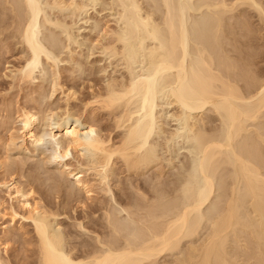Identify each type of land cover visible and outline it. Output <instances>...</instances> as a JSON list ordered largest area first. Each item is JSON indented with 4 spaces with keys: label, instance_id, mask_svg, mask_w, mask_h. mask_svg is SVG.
Returning a JSON list of instances; mask_svg holds the SVG:
<instances>
[{
    "label": "bare ground",
    "instance_id": "bare-ground-1",
    "mask_svg": "<svg viewBox=\"0 0 264 264\" xmlns=\"http://www.w3.org/2000/svg\"><path fill=\"white\" fill-rule=\"evenodd\" d=\"M52 1L54 8L63 5L58 0ZM120 1L117 2L123 8V20L130 38L129 42L125 41L128 43H123L124 49L121 48L126 56L125 60L128 59L126 64L130 60L136 62L142 47L140 45L139 48L138 45L143 44L144 39L160 43V46L157 44L159 47L154 44L155 47L149 46L152 48L145 53L149 63V68L144 73L146 76L140 78L141 72L138 76L140 79H137L136 74L134 77L130 73L132 79L129 83L116 86L117 89L109 83L113 89L108 86L107 89L110 90L95 94L94 102L99 104L100 109L109 110L112 113L110 115H114L113 123L116 128L124 129L120 141L116 143L110 136L104 137L92 122L81 121V117H75L74 111L68 107L64 112L65 118H57L62 121L53 122L56 125L50 120L49 129H44L45 131L35 129L37 121H44L45 113H42L43 116L40 113L39 116L33 111L35 108L32 110L23 107L20 111V134H9L10 141L14 145L16 138L22 139L24 144L27 141L31 146H37L48 138L54 141L55 149L47 158L58 160L62 166L59 175L63 174V177L57 176L60 179H55L56 184L53 185L56 193H60L62 186H65L62 184L64 176L73 175V187H64L66 191H70H65L70 202L73 196L77 197L75 195L79 191L91 195L93 190L90 180L86 178L87 170L95 175L99 184L105 186L103 189L101 187L102 191L111 193L108 186L119 159L125 165L124 170L131 175L139 174L150 164L152 166L155 154L153 150L146 148V144L157 125L155 107L160 96L158 94L166 89L167 96L177 104L176 118L182 120L184 129L192 134L189 139L192 138V143L201 155L194 173L189 175L191 180L198 176L200 181L197 180L196 185V180L189 181L182 190L183 199L176 194V197L173 196L166 203L159 198L153 197V200L138 185L129 187L134 189V197L128 201L131 195L124 188L121 196H126L127 199L122 200L118 206H112L111 200L98 209L94 207L97 212L90 211V221L87 219L90 216H83L90 223L92 221L93 226L90 227L95 228L89 229L95 233L94 237L91 235V241L80 239L82 237L77 228L88 230L83 220L76 225V230H66L59 219L61 215L58 211L62 210L56 209L57 206L52 202L43 204L42 199H36L32 187L25 189L15 177L11 183L8 180L0 181V190L5 187L10 199L7 207H4L3 198L0 199V221L6 219L2 223L0 235V264H264V136L258 131L257 135H252L246 125L248 121L264 115V70L260 65L264 61V46L258 43L253 24L244 14V17L241 15L242 18L237 16L240 18L233 23L228 24L226 21L228 13L246 4L257 10L264 25L262 1L204 0V6L217 10L215 16L209 17L213 24L208 21L209 25L206 22L202 26L198 25L199 28L192 29L189 26L192 17L189 13L190 10L194 11L193 0H162L164 5L162 2L161 4L167 14L165 26H162L164 30L159 28V23V26L154 23L153 11L142 12V4L138 0H122V4ZM12 2L18 6L17 11L19 4L23 3L29 12L26 11L28 18L25 21V17H22L25 22L20 25L21 34L30 49V56L21 70V77L25 79L31 77L45 52L37 36L42 5L39 0H24L21 3L15 0L16 4L14 1L10 3ZM74 3L72 2L73 5ZM23 6L20 8H24ZM76 6L77 9L80 8ZM75 9L73 11L77 10ZM116 43L119 44L118 41ZM116 46L107 44L104 48L109 49L110 53H117ZM143 47L141 49L144 50ZM46 56L53 60L49 53ZM132 64L133 62L131 67ZM70 91L73 92H68L69 97L65 96L76 98L78 92ZM207 106L222 117L223 129L221 128L220 134L206 130L203 126L204 117L196 114ZM54 113L51 117L60 112ZM73 151L77 158L84 160L81 162L78 159L80 162L77 163V171L69 170L71 163L68 160L70 156H75ZM2 159L0 168H7ZM119 182L117 188L122 191ZM212 195L214 199L205 209ZM111 199L114 200L113 197ZM67 205L64 204L62 208L66 210ZM100 210L102 213L96 218L97 215L93 214H98ZM25 226H31V232L24 231ZM203 230L205 232L201 236ZM10 241L29 244L32 247L26 250L31 255L16 258L10 252ZM2 245L4 248H1ZM167 255H171L173 259L162 260Z\"/></svg>",
    "mask_w": 264,
    "mask_h": 264
},
{
    "label": "rangeland",
    "instance_id": "rangeland-1",
    "mask_svg": "<svg viewBox=\"0 0 264 264\" xmlns=\"http://www.w3.org/2000/svg\"><path fill=\"white\" fill-rule=\"evenodd\" d=\"M11 1H14L15 4L16 2H18H15V0H0V159L3 158L2 160L5 162V166H7V168H0V181L3 182L4 180V182H7L8 180V183H11V180H13V178L15 177L21 185L23 184V187H26L25 189H30L32 187L35 191L34 196L36 197V199H42V203L44 202L43 204L52 202L55 207L57 206L56 209L62 210L58 211L61 215L59 219L60 221H62V224L66 228V230H76V225L79 223V221L83 220L85 228L88 230L77 228V230L80 232H78L80 234V237H82L80 239L83 240L90 239V237H94L95 235V233L89 231V229H95L90 227L93 224L92 221L91 223L89 222V219L92 217L90 216L92 215V212L90 211L95 212L96 210H94V207L98 209L99 206H101L105 202H110L111 200L116 202V204H114V202L111 201V204H113L112 206L122 203V200L127 199L126 196H121L123 195L124 191L131 195L128 201L132 200L134 197V189L132 188V190L131 188H129L131 186L138 185L145 192L147 191L150 198H159L160 201L165 203L167 201L169 202V199H173V196L176 194L177 197L183 199V196L181 194H183L182 190L185 188L184 186L187 185L186 183H189V181L194 182L196 180L194 182V184L196 185L200 181L197 173L195 174L197 176V179L195 178V180L194 178H192L191 180V177H189V175L194 173V168L199 163L201 155L192 143V138L189 139L192 134H190V132L188 133V130L186 128L184 129L183 121L176 118L175 113L177 110V104L172 102V99L167 96V91H165L166 89L163 90V93L165 95L162 92L158 94L161 97L158 96V99H160H157L155 107V114L157 113V116L155 115L157 119V125L146 144V148L153 150L155 154L154 156L152 155V166H150V164L149 167L143 169L139 174L131 175L127 172V170H124L125 165H123L121 159H119V161L117 160L118 162L115 172L112 176L113 178H111V183H109L110 185L108 186L112 190L111 193H105L106 191H102L105 186L103 185V187L98 183L99 181H97V178L92 174L91 171L85 170L86 178L90 180V185L93 191L91 195H88L84 191L78 192V190H76V192H78V195L76 194L75 196L77 197L75 198L74 196L72 199L70 198V202V200L68 199L69 197L67 198V194L70 192L68 188L73 187L75 183L73 175L67 177L68 175L64 174L67 178L64 176V182L62 184L65 185L64 187H68L66 188L68 189V191H66L62 186L61 192L56 193L57 190L54 186L56 184L55 179L57 180L60 179L59 177H63V174H60L61 176L59 175V172L61 173L62 166L59 165L58 160H55L53 158L48 160L47 158V156H49L50 154L52 155V151H54L55 149V145L53 144L54 141H52L51 138H48L45 139L43 143L37 146H31L29 142L26 141L24 144L22 139L18 140L16 138V140L14 141L15 144L13 145V143H11V135L16 133L18 135L20 134V111L21 109H23V107L28 109L32 108V110L35 108L33 111L37 112L39 116H43L42 113H45V119L43 118L44 121L42 119V121H37V125L35 124V129L37 128L41 131L44 129L48 130V122H50V120L52 124H54L53 122H61L62 120L58 119L59 117L65 118L66 114L64 112L68 107L70 110H72V112L74 111L73 114L75 113V117H81L79 119L81 121L84 120V122H92L93 124H90L96 127V129H98L104 137H111V139H113L112 141L115 140L114 142L117 143L118 141H120L119 139H121L120 136L123 137L124 134L122 133H124V129L116 128L115 124L113 123L114 115H110L112 113L109 110L107 111L105 109H100L99 104L97 102H94L95 94H98V91L99 93L106 92V89L108 86H110V84L115 88L119 85L122 86L125 82V84L129 83V80L132 79L131 74H133L132 76L134 77L137 75V79H140L142 76H146V74L144 73L148 70L147 68H149L146 54L148 53V50L154 45L157 47L160 46V43H158L159 41H148L147 38V40L144 39L145 42L143 44L145 45V47H143L142 43H140L138 46L140 48V45H142L144 50L146 48L147 52L141 49V47L138 56L139 58H136V62H134L135 60H130L131 63L133 62L131 67L130 61L128 62V64H126L128 59L125 60L126 56L124 53H122L124 49V46H122L124 45L123 43H128L130 41V38L128 35L125 20H123V8L121 7L120 3L117 2L118 0H116V2L114 0L113 2L112 0H58L63 3L61 7L59 6L61 10H59V7L57 8V6L55 8L53 7L52 0H39L42 5V11L39 17V24L37 27L39 33L37 32V36L39 42L41 41L45 52L42 53L40 62L34 69L31 77L29 76L24 79L21 77V70L28 60L27 57L30 56V49L26 45V42L24 41V38L21 34L20 25L23 24L21 22H23L26 17L28 18L26 14L28 10H26V6L24 7L23 3H21L24 0H19V3L21 4H19L18 11L16 8L18 6H15L13 2L10 3ZM159 1L160 0H157V2L156 0H138V2L142 4V12L148 10V12L152 13L153 11L152 16L154 17L153 20H155L154 23L156 25H158L159 23L160 26H158L162 29V26H165L164 23L167 14L165 11L166 9H164L165 7L163 6L164 4L162 0L160 2ZM258 1H262L264 5V0ZM72 2H75L74 5L72 4ZM120 2L122 4V0ZM161 2L163 5L161 4ZM193 2L196 5H193L194 11L190 10L189 15H191L193 18H190L189 26H192V29H194L195 27L199 28L206 22L207 25H209L208 21L210 22V24H213L212 21L209 20V17L211 18V16H215L216 14L214 13H216L217 10H215L214 7L208 8L207 6H204V0H193ZM115 3H118L117 5L120 6V8ZM75 4L80 7L78 8L79 10L76 8L77 6ZM21 5L24 8H20ZM245 5L246 4H243L242 6H240L241 8L239 7V9L237 8L228 13L226 15V21L228 22V24H230L231 22L233 23L236 21V19H239L240 17L242 18V14H244L246 18L248 17L247 19L249 20V22H251V25L253 24L252 27L255 29V32L258 36V43L263 47L264 25L259 19L257 10H255V8L253 7L251 8V6L248 7V5ZM74 6L77 10L74 8ZM81 7H83V9ZM74 9L76 11H73ZM19 10L24 15H22ZM17 16L18 18L21 17L19 18L20 20L17 18ZM237 16L240 17L237 18ZM22 17H25L24 20L22 19ZM18 21L20 22V24ZM198 25L200 26L198 27ZM106 29L109 30L107 31ZM111 33H113L112 36H110ZM114 34H116V37L114 36ZM112 37H115V39H119H116L119 44L116 43L117 41ZM154 42H156V44ZM107 44L117 45V53L111 52V54L109 49H105ZM120 45L121 47H119ZM120 50L121 52L119 53ZM46 53L52 55L51 57H53V60L52 58L49 60V58L46 56ZM121 53L123 55H121ZM263 62L264 61H262V64H260L262 66V70H264ZM129 70H132V72H130ZM138 76L140 78H138ZM114 80L116 81L112 82ZM113 83H116L117 85H114ZM111 86L110 89H113ZM117 87L115 89H117ZM110 89L108 88L107 90ZM70 90L78 92L76 98H68V92H73ZM65 94L68 97H66ZM45 110L48 111L45 112ZM49 112H60V115L58 113H54L55 115L51 117L52 113ZM61 112H63L65 115ZM262 112H264V110ZM196 114H198V116H201V118L204 117L203 119L206 123L203 121V126L204 128H206V130L218 134L222 132V117L218 112L214 111L212 107L207 106L203 110L196 112ZM246 125L247 130L249 129L248 132L250 131L252 135H257L256 132L258 131L257 133L263 134L264 136V115L260 116L254 121H248ZM259 131H261L262 133ZM176 133H178V135H176ZM18 135L15 136L19 138ZM153 151L151 152L153 153ZM73 154L76 157L70 156V159L68 160L69 163H71L69 165L70 171H74V169L78 168L79 164L77 165V163L81 161L80 158H77L75 152ZM78 159L80 161H78ZM82 161L84 162L83 159ZM6 163H8V165H6ZM118 181H120L119 183L121 185L120 187L122 188V191L117 188ZM5 190V187L0 190V199L3 198L2 201L4 200L5 202L4 207H7L10 203V199L7 196V191ZM65 191L68 193L66 194ZM112 197L114 198V200L111 199ZM213 199L214 195H212L209 201L206 203L205 209L208 208L207 206L211 205ZM80 201L81 203H79ZM64 204H68L71 207L67 205L68 208L66 207V210H64L62 208ZM15 205L18 206L17 203ZM89 208L93 209L90 210ZM101 213L102 211L100 210L98 214L96 213L93 215H97L95 216L97 218ZM83 216H86V218L90 216L87 218L89 221ZM5 221L6 219L4 218L0 221V235H2V223ZM31 228V226H25L24 231L26 230L31 232ZM204 232V230L201 232V236L202 234L204 235ZM30 235H32V233H30ZM89 241H91V239ZM31 247L32 246H30L29 244H23L22 242L10 241L9 243V248L11 250L10 252L15 255V257H20V259L24 256L31 255L30 252L26 250L31 249ZM1 248H4V245H2ZM164 258L165 259L162 260L168 261V259H173L171 255H167V257Z\"/></svg>",
    "mask_w": 264,
    "mask_h": 264
}]
</instances>
